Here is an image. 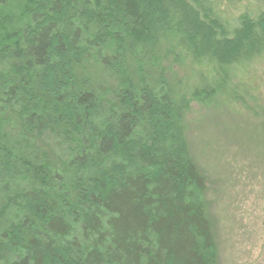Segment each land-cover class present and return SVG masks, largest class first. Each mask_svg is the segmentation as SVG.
I'll return each instance as SVG.
<instances>
[{"label": "trees", "instance_id": "obj_1", "mask_svg": "<svg viewBox=\"0 0 264 264\" xmlns=\"http://www.w3.org/2000/svg\"><path fill=\"white\" fill-rule=\"evenodd\" d=\"M241 3L0 0V264H214L188 118L249 108Z\"/></svg>", "mask_w": 264, "mask_h": 264}, {"label": "rangeland", "instance_id": "obj_2", "mask_svg": "<svg viewBox=\"0 0 264 264\" xmlns=\"http://www.w3.org/2000/svg\"><path fill=\"white\" fill-rule=\"evenodd\" d=\"M235 82L245 87L249 108L195 104L187 137L206 181L214 264H264V55Z\"/></svg>", "mask_w": 264, "mask_h": 264}]
</instances>
